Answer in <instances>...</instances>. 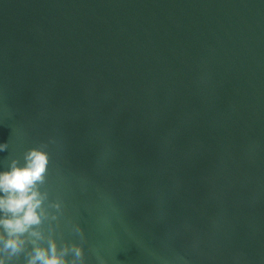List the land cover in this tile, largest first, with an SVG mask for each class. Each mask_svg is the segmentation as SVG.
<instances>
[{
    "label": "water",
    "instance_id": "1",
    "mask_svg": "<svg viewBox=\"0 0 264 264\" xmlns=\"http://www.w3.org/2000/svg\"><path fill=\"white\" fill-rule=\"evenodd\" d=\"M49 140L87 264H264V0H0V171Z\"/></svg>",
    "mask_w": 264,
    "mask_h": 264
},
{
    "label": "clouds",
    "instance_id": "2",
    "mask_svg": "<svg viewBox=\"0 0 264 264\" xmlns=\"http://www.w3.org/2000/svg\"><path fill=\"white\" fill-rule=\"evenodd\" d=\"M41 143L8 162L0 171V264H87L84 231L79 224L72 231L80 243L65 240L61 230L63 201L49 199L42 186L47 182L49 145ZM0 144V151L7 149ZM47 222V226L45 224ZM98 264H106L99 256Z\"/></svg>",
    "mask_w": 264,
    "mask_h": 264
},
{
    "label": "crops",
    "instance_id": "3",
    "mask_svg": "<svg viewBox=\"0 0 264 264\" xmlns=\"http://www.w3.org/2000/svg\"><path fill=\"white\" fill-rule=\"evenodd\" d=\"M180 264H190V262L188 261V259H184L180 261ZM191 264H194V263L192 262Z\"/></svg>",
    "mask_w": 264,
    "mask_h": 264
}]
</instances>
